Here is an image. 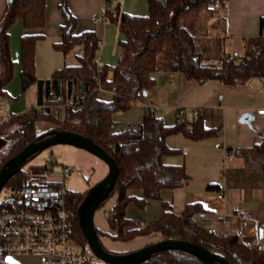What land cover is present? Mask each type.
<instances>
[{
    "label": "trees",
    "instance_id": "obj_1",
    "mask_svg": "<svg viewBox=\"0 0 264 264\" xmlns=\"http://www.w3.org/2000/svg\"><path fill=\"white\" fill-rule=\"evenodd\" d=\"M46 1H6L0 20V100L9 99L6 86L13 78L15 67L10 54L9 28L18 20L26 30L43 27ZM66 1L60 0L59 3L66 23L61 27V41L53 48L67 54L74 46L83 45L84 54L77 58V65L64 66L55 70L49 79L38 80L34 74V54L42 35L23 34L21 85L23 90L32 84L37 85L38 106L21 114H11L9 120L0 125V139L6 140V145L0 149V169L27 144L47 138L54 130L75 132L91 139L114 159L118 167L115 186L99 206L115 198L106 216L113 233H104L111 240L129 242L159 235L162 240H182L201 245L227 264H264V252L247 248L235 234H209L197 220L204 212L200 203H188L180 214H175L171 203L161 196L163 190H175L188 180L183 166L163 163L164 157L178 153L167 146L166 137L183 133L199 140L212 137L215 130L206 129L201 117L191 122L179 120L166 125L159 115L145 112L141 122L125 128L113 119L115 113L134 107L144 91L154 88V75L159 71L177 72L197 83L216 80L225 85L245 84L254 78H264V39L260 34L246 39L239 62H236L230 55L223 57L221 39L210 37L206 27L197 24L202 16L209 18L214 13L206 10L214 0H148L146 16L106 12L123 39L117 42L119 55L116 63L111 68H99L96 63L97 37L94 32L74 33L75 18L68 11ZM225 1L221 0L223 5ZM219 21L224 25L225 18L222 16ZM219 60L222 61L220 65ZM100 91L111 92V98H101ZM38 122H50L55 126L39 133L36 131ZM188 125L192 130H188ZM255 151L264 171V140L255 147ZM27 183V172L22 168L5 186L14 189ZM85 195L69 192L68 199L76 209ZM152 202H159L163 210L159 220L142 224L126 217L129 203L144 209ZM95 231L99 239L103 233L96 227ZM73 237L84 247L87 245L78 220ZM0 264L14 263L8 256L0 255ZM92 264L106 263L94 259ZM140 264L205 263L184 251L164 250Z\"/></svg>",
    "mask_w": 264,
    "mask_h": 264
},
{
    "label": "crops",
    "instance_id": "obj_2",
    "mask_svg": "<svg viewBox=\"0 0 264 264\" xmlns=\"http://www.w3.org/2000/svg\"><path fill=\"white\" fill-rule=\"evenodd\" d=\"M6 1L0 0V20ZM59 3L60 0L46 1L43 27L26 30L18 20L9 28L10 54L15 67L13 78L6 86L9 99L2 103L10 115L38 106L37 85L32 84L25 90L21 85V37L24 33L42 35L34 54V74L38 80L49 79L55 70L64 66L77 65V58L84 54L83 45L74 46L67 54L53 48L61 41V27L66 23ZM66 6L75 18L74 33H95L99 44L96 55L99 68H111L116 63L119 55L117 42L123 39L106 12L114 14L118 11L136 16L148 14V0H67ZM222 16L225 18L224 25L219 21ZM262 19L264 0H226L223 9L212 13L209 18L202 16L197 24L205 26L210 37L221 39V47L224 48L227 42L239 40L245 46L246 39L260 34ZM154 76L156 81L152 90L143 93L131 109L113 115L122 128L141 122L145 114L143 106L154 105L161 109L159 116L166 125H173L179 120L191 122L201 117L206 129L215 130L212 137L199 140L183 133L166 137L167 146L178 153L164 157L163 163L183 166L188 180L180 188L163 190L162 198L171 203L175 214H180L188 203H200L204 212L197 220L202 225L214 227L219 236L235 234L243 244L256 245L264 252V226L260 225L264 223V171L260 156L255 151V147L264 140V119L256 115V110L264 108V78H254L245 84L225 85L216 80L197 83L177 72L159 71ZM99 96L110 99L112 93L100 91ZM250 112L255 114L252 127L239 121L243 114ZM61 114L64 115V109ZM45 123L43 129L37 132L55 126ZM188 130H192L190 125ZM216 144L221 147L217 148ZM223 148L234 151L231 163L224 162ZM107 171L101 176H105ZM219 192L223 193L222 199L217 198ZM108 202L105 204L107 227L106 216L115 198ZM162 215L159 202H152L144 209H138L133 203L126 207V217L142 224L153 223ZM160 240L162 237L159 235L129 242L108 240L105 248L110 252L124 253ZM119 247L121 249H117Z\"/></svg>",
    "mask_w": 264,
    "mask_h": 264
},
{
    "label": "built area",
    "instance_id": "obj_3",
    "mask_svg": "<svg viewBox=\"0 0 264 264\" xmlns=\"http://www.w3.org/2000/svg\"><path fill=\"white\" fill-rule=\"evenodd\" d=\"M221 0H214L206 6L209 12L223 9ZM260 36L264 39V23ZM239 62V53L230 54ZM223 57H227L224 54ZM221 60L218 64H221ZM0 100V125L9 120L10 114ZM144 111L159 115L161 109L144 105ZM197 114V112H195ZM264 119V108L256 110ZM216 147H221L216 144ZM224 149V162L231 163L234 151ZM75 168L47 161L44 172L28 179L24 186L12 190V195L0 203V255L32 256L43 264H92L95 256L73 237L74 225L78 220L77 208L68 199L69 191L57 179L73 173ZM217 198L222 199L219 192ZM264 226V223L260 224ZM209 234H216L214 227L207 228ZM247 248L260 250L256 245L245 244Z\"/></svg>",
    "mask_w": 264,
    "mask_h": 264
},
{
    "label": "water",
    "instance_id": "obj_4",
    "mask_svg": "<svg viewBox=\"0 0 264 264\" xmlns=\"http://www.w3.org/2000/svg\"><path fill=\"white\" fill-rule=\"evenodd\" d=\"M254 117L255 114L252 112L245 113L240 117L239 121L252 127ZM58 144H67L77 149L85 150L104 162L107 166L108 171L105 177L87 190L85 198L77 208L79 226L87 241L88 247L99 261L106 264H140L158 252L164 250H180L196 256L205 264H216V262L227 264L226 261L211 253L203 246L182 240H160L126 254H113L108 252L99 242L96 234L94 213L100 204L109 197L115 186L119 170L114 159L102 148L88 137L72 131L54 130L47 138L27 144L16 155L7 160L0 169V191L6 185L7 181L21 170L30 159L46 148ZM5 145L6 140L1 138L0 149Z\"/></svg>",
    "mask_w": 264,
    "mask_h": 264
},
{
    "label": "rangeland",
    "instance_id": "obj_5",
    "mask_svg": "<svg viewBox=\"0 0 264 264\" xmlns=\"http://www.w3.org/2000/svg\"><path fill=\"white\" fill-rule=\"evenodd\" d=\"M234 50L237 51L239 54L243 52L244 44L242 40L236 42H227L221 51L229 55L232 54ZM45 124L47 123L38 122L36 124V131H40L41 129H43ZM50 160L60 165H68L73 166L75 168L71 175L57 178L64 185L65 189H67L71 193L86 194L87 190L92 185L99 182L105 177L101 176V174L107 170L106 164L95 156H93L92 154H90L89 152L82 149H77L71 145L58 144L46 148L45 150L34 156L32 159H30L24 165L23 169L27 172V179L42 174L44 172V166L46 162ZM11 195V188L8 186H4L0 191V203ZM106 205L98 208L94 213V226L103 233L100 235L99 239L104 247L108 245V240L112 241L108 235L104 234L110 233L105 222ZM117 249H121V247ZM129 252L118 254H126ZM8 258L9 261L11 260L10 262L14 264H43L40 263L37 258L32 256H11V258ZM95 259L99 261L97 258Z\"/></svg>",
    "mask_w": 264,
    "mask_h": 264
}]
</instances>
